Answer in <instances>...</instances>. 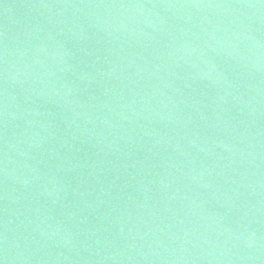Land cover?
<instances>
[{
    "label": "water",
    "instance_id": "water-1",
    "mask_svg": "<svg viewBox=\"0 0 264 264\" xmlns=\"http://www.w3.org/2000/svg\"><path fill=\"white\" fill-rule=\"evenodd\" d=\"M0 264H264V0H0Z\"/></svg>",
    "mask_w": 264,
    "mask_h": 264
}]
</instances>
